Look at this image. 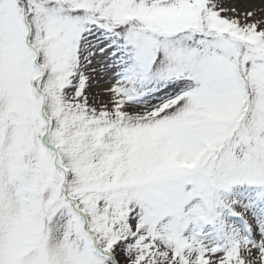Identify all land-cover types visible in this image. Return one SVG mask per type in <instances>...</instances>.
Masks as SVG:
<instances>
[{
  "label": "snow or ice",
  "instance_id": "6c2138e0",
  "mask_svg": "<svg viewBox=\"0 0 264 264\" xmlns=\"http://www.w3.org/2000/svg\"><path fill=\"white\" fill-rule=\"evenodd\" d=\"M0 264H264V0H0Z\"/></svg>",
  "mask_w": 264,
  "mask_h": 264
},
{
  "label": "rangeland",
  "instance_id": "374dc122",
  "mask_svg": "<svg viewBox=\"0 0 264 264\" xmlns=\"http://www.w3.org/2000/svg\"><path fill=\"white\" fill-rule=\"evenodd\" d=\"M232 2L236 3L241 9L260 6V0H232Z\"/></svg>",
  "mask_w": 264,
  "mask_h": 264
}]
</instances>
